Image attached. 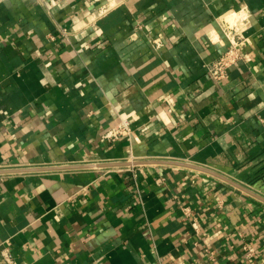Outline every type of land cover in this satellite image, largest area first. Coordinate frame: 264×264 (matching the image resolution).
<instances>
[{
	"label": "crops",
	"instance_id": "obj_1",
	"mask_svg": "<svg viewBox=\"0 0 264 264\" xmlns=\"http://www.w3.org/2000/svg\"><path fill=\"white\" fill-rule=\"evenodd\" d=\"M106 3L0 0V170L38 169L0 174V245L18 264H264V201L172 164L264 199V0ZM126 161L161 163L99 166Z\"/></svg>",
	"mask_w": 264,
	"mask_h": 264
},
{
	"label": "built area",
	"instance_id": "obj_2",
	"mask_svg": "<svg viewBox=\"0 0 264 264\" xmlns=\"http://www.w3.org/2000/svg\"><path fill=\"white\" fill-rule=\"evenodd\" d=\"M118 1V0H116ZM125 1V0H119ZM115 4V0H107L105 6H102L98 16L103 15L107 12ZM239 21L241 25L236 26L235 28H231L232 35L229 40V47L220 55L218 59L207 66L208 75L215 81L223 80L227 71L230 67L236 65L241 59L242 56L240 54V48L242 47L245 37L243 31L247 27L246 17H240ZM61 33L64 36H67L66 30L62 29ZM163 45V41L160 38H157L154 41V46L156 48H160ZM263 128H264V120H263ZM130 133V128L127 121H121L120 128H112L108 132L105 133L104 138L115 140L121 136H128ZM249 255V253H248ZM0 264H18L11 249L6 244L0 245Z\"/></svg>",
	"mask_w": 264,
	"mask_h": 264
},
{
	"label": "water",
	"instance_id": "obj_3",
	"mask_svg": "<svg viewBox=\"0 0 264 264\" xmlns=\"http://www.w3.org/2000/svg\"><path fill=\"white\" fill-rule=\"evenodd\" d=\"M156 163H161V162H158V161H126V162H119V163H107V164H103V165H99V166H102V167H124V166H139V165H149V164H156ZM172 164H177V165H182L184 167H187V168H191V169H194V170H197V171H201L203 173H206V174H209L211 176H214V177H217L219 179H221L222 181L232 185L233 187L241 190V191H244L245 193H248L262 201H264L263 198L259 197L257 194L251 192L249 189H247L246 187L222 176V175H219L213 171H210L208 169H205V168H202V167H197V166H193V165H188V164H182V163H172ZM87 166H93V165H83L81 167H87ZM34 170H38V169H6V170H0V174H6V173H17V172H30V171H34Z\"/></svg>",
	"mask_w": 264,
	"mask_h": 264
}]
</instances>
